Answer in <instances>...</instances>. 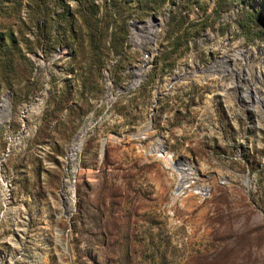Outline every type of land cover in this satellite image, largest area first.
Listing matches in <instances>:
<instances>
[{"label":"rangeland","instance_id":"1","mask_svg":"<svg viewBox=\"0 0 264 264\" xmlns=\"http://www.w3.org/2000/svg\"><path fill=\"white\" fill-rule=\"evenodd\" d=\"M139 1L0 3V264H264V0Z\"/></svg>","mask_w":264,"mask_h":264},{"label":"trees","instance_id":"2","mask_svg":"<svg viewBox=\"0 0 264 264\" xmlns=\"http://www.w3.org/2000/svg\"><path fill=\"white\" fill-rule=\"evenodd\" d=\"M5 0H0V3H2ZM31 2L30 6V16L32 18L39 19L40 17L45 18V12H43V0H29ZM75 2L74 8L71 10H67V8H63L62 11L58 14L63 16V20L65 21V29L67 30L66 36L64 38H76L78 34H80V29H83L84 36L86 37L87 41L91 44L94 40H96L101 33L105 32L108 21H104L103 18L105 16H97V9L98 5L95 2V0H73ZM129 0H123V3H126ZM163 2V0H140L137 4L138 8H142L144 10H153L160 6V4ZM113 6V5H111ZM115 7H111V10L108 12L112 16L115 14ZM77 19V20H76ZM76 21L77 22L76 24ZM121 23V22H120ZM76 24V25H75ZM82 27V28H81ZM119 34L115 35V30H111L110 32V43L113 45V47H117L121 44V40L123 37H125L126 33V24L124 21H122V24L119 26L118 30ZM4 36H2L3 38ZM17 37L14 36L11 31L8 32L6 35V44L4 45V50L2 51L3 55H0V65L4 67V69L12 70V67L14 65L13 61V51L14 53L20 52L18 43H17ZM74 54V49L71 48ZM21 57L24 58V60L27 62V59L25 58V55L20 52ZM25 75V74H24ZM6 85L9 86L10 82L7 81ZM84 209V208H83ZM82 207L80 206L77 210V214L81 216L82 214ZM100 244H103L102 242H98ZM216 256H220V253ZM211 262H214L212 260ZM212 264V263H211Z\"/></svg>","mask_w":264,"mask_h":264},{"label":"bare ground","instance_id":"3","mask_svg":"<svg viewBox=\"0 0 264 264\" xmlns=\"http://www.w3.org/2000/svg\"><path fill=\"white\" fill-rule=\"evenodd\" d=\"M158 157H162L163 155L162 154H158L157 155ZM201 191H198V192H202L203 191V189H200ZM72 205V204H71Z\"/></svg>","mask_w":264,"mask_h":264}]
</instances>
